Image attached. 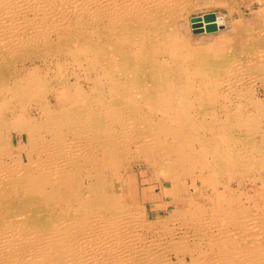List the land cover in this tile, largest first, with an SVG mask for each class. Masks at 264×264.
I'll return each instance as SVG.
<instances>
[{
	"label": "rangeland",
	"instance_id": "1",
	"mask_svg": "<svg viewBox=\"0 0 264 264\" xmlns=\"http://www.w3.org/2000/svg\"><path fill=\"white\" fill-rule=\"evenodd\" d=\"M143 1L0 0V50L4 52L0 51V88H4L0 105L12 101L2 108L7 120L13 108L22 106L30 122L23 139L9 122L0 124V142L10 157H19V144L28 145L31 131L29 153L32 168L37 169L39 164L48 163L49 152L57 150L52 149L48 130L59 122L60 130L71 139L58 144L54 168L66 162L70 148H77L82 158L79 165L77 158L67 165L77 169L68 170L47 199L40 192L28 191L23 180L11 182L2 174L0 251L65 249L77 264H264V0ZM97 8L107 12L101 14ZM207 15L213 16V30L205 27ZM23 54H29V59ZM75 92L81 94L82 102L71 105ZM159 95L171 100L168 112L158 104ZM60 97L67 101L63 112L56 102ZM176 105L188 106L190 121L171 119ZM175 129L186 134L176 136ZM187 144L194 148L197 162L179 165L178 156L191 149ZM200 152H205L203 161ZM88 154L95 160H85ZM4 159L10 161L8 156ZM166 169L171 170L168 173ZM168 174L175 182L166 177ZM201 177L209 181L207 190L200 193ZM67 179L73 190L64 192L63 197L60 186ZM49 188L43 191L48 193ZM180 189L206 204V212L196 219L191 207L180 204ZM38 213L41 216H36Z\"/></svg>",
	"mask_w": 264,
	"mask_h": 264
},
{
	"label": "bare ground",
	"instance_id": "2",
	"mask_svg": "<svg viewBox=\"0 0 264 264\" xmlns=\"http://www.w3.org/2000/svg\"><path fill=\"white\" fill-rule=\"evenodd\" d=\"M40 1V0H39ZM42 1V0H41ZM62 1V0H61ZM110 1V0H109ZM114 1V0H113ZM120 1V0H119ZM143 1V0H142ZM156 1V0H155ZM164 1V0H163ZM5 2V1H4ZM10 2V1H9ZM17 2V1H16ZM21 2V1H20ZM19 2V3H20ZM23 2H25V1H23ZM31 2V1H30ZM33 2V1H32ZM129 2V1H128ZM135 2V1H134ZM143 2H145V1H143ZM160 2V1H159ZM34 3V2H33ZM32 3V4H33ZM38 3V2H37ZM109 3V2H108ZM119 3V2H118ZM123 3V2H122ZM153 3V2H152ZM14 4V3H13ZM30 4V3H29ZM121 4V3H120ZM132 4V3H131ZM134 4V3H133ZM168 4V3H167ZM172 4V3H171ZM185 4V3H184ZM183 4V5H184ZM0 5H2L1 4V2H0ZM5 5H7V3L5 4ZM23 5H25L24 3H23ZM122 5V4H121ZM137 5V4H136ZM147 5V4H146ZM162 5V4H161ZM165 5V4H164ZM186 5V4H185ZM16 6V5H15ZM133 6V5H132ZM154 6V5H153ZM168 6V5H167ZM170 6V5H169ZM176 6V5H175ZM11 7V6H10ZM26 7V6H25ZM46 7V6H45ZM93 7V6H92ZM97 7H98V5H97ZM102 9H105L106 10V8H104L103 7V5L102 6H100ZM100 7H98L99 9H100ZM107 7V6H106ZM109 7V6H108ZM122 7H124V6H122ZM128 7V6H127ZM145 7V6H144ZM166 7V6H165ZM183 7V6H182ZM31 8V7H30ZM46 8H48V7H46ZM98 8H97V10H98ZM112 8V7H111ZM132 8V7H131ZM160 8H161V6H160ZM2 9H4L3 7H2ZM13 9V8H12ZM94 9V8H93ZM117 9V8H116ZM119 9V8H118ZM123 9V8H122ZM146 9V8H145ZM14 10V9H13ZM43 10V9H42ZM80 10V9H79ZM94 10H96V9H94ZM151 10V9H150ZM153 10V9H152ZM160 10V9H159ZM8 11V10H7ZM7 11H6V13H7ZM9 11H10V8H9ZM82 11V10H81ZM85 11H87V10H85ZM99 11V10H98ZM98 11H97V16L98 15H101V14H103V12H107V11H103L102 12V10L101 11H99V12H102L101 14L100 13H98ZM24 12V11H23ZM30 12V11H29ZM40 12V11H39ZM62 12V11H61ZM90 12V11H89ZM120 12H121V10H120ZM126 12V11H125ZM143 12V11H142ZM159 12V11H158ZM25 13V12H24ZM82 13V12H81ZM96 13V12H95ZM115 13V12H114ZM118 13V12H117ZM141 13V12H140ZM162 13V12H161ZM5 14V13H4ZM58 14V13H57ZM87 14V13H86ZM92 14V13H91ZM125 14V13H124ZM10 15V14H9ZM19 15H20V13H19ZM41 15V14H40ZM96 15V14H95ZM105 15V14H104ZM115 15V14H114ZM129 15V14H128ZM18 16V15H17ZM25 16V15H24ZM86 16V15H85ZM91 16H94V13H93V15H91ZM103 16V15H102ZM113 16V15H112ZM30 17V16H29ZM35 17V15L33 16V18ZM81 17V16H80ZM88 16H86V18H87ZM99 18L101 17V16H98ZM98 17H97V19H98ZM105 17V16H104ZM114 17H116V16H114ZM119 17V16H118ZM136 17H137V15H136ZM76 18H78V16H76ZM82 18V17H81ZM102 18V17H101ZM163 18H165V17H163ZM2 19H4V18H2ZM35 19V18H34ZM83 19H84V17H83ZM90 19V18H89ZM88 19V20H89ZM94 19H95V16H94ZM125 19V18H124ZM19 20V19H18ZM36 20V19H35ZM34 20V21H35ZM45 20H47V19H45ZM65 20V19H64ZM77 20H80V19H77ZM85 20V19H84ZM109 20V19H108ZM116 20V19H115ZM114 20V21H115ZM126 20H127V18H126ZM7 21L9 22V20L7 19ZM37 21V20H36ZM67 21V20H66ZM69 22H70V20H68ZM80 21H82V20H80ZM79 21V22H80ZM118 21V20H117ZM6 22V21H5ZM92 22H94V21H92ZM119 22H120V20H119ZM26 23V22H25ZM29 23V22H28ZM27 23V24H28ZM30 23H32V22H30ZM68 23V22H67ZM83 23V22H82ZM97 23V22H96ZM101 23V22H100ZM138 23V22H137ZM5 24V23H4ZM19 24V23H18ZM23 24V23H22ZM48 24V23H47ZM46 24V25H47ZM62 24H64V22L62 23ZM74 24V23H73ZM24 25H26V24H24ZM34 25V24H33ZM54 25V24H53ZM65 25V24H64ZM140 25V24H139ZM217 25H218V23H217ZM3 26V25H2ZM32 26V25H31ZM44 26V25H43ZM57 26V25H56ZM66 26H68V25H66ZM70 26H71V24H70ZM21 27V26H20ZM25 27V26H24ZM164 27V26H163ZM17 28V27H16ZM29 28V27H28ZM35 28V27H34ZM61 28H62V26H61ZM73 28V27H72ZM98 28V27H97ZM140 28V27H139ZM4 29H6V28H4ZM12 29H13V27H12ZM11 29V30H12ZM25 29V28H24ZM23 29V30H24ZM30 29V28H29ZM67 29V28H66ZM115 29V28H114ZM141 29H143V28H141ZM8 30V29H7ZM15 30V29H14ZM27 30V29H26ZM34 30V29H33ZM82 30V29H81ZM130 30V29H129ZM137 30V29H136ZM139 30V29H138ZM3 31V30H2ZM61 31V30H60ZM70 31V30H69ZM73 31V30H72ZM74 31H76L75 29H74ZM151 31V30H150ZM25 32V31H24ZM122 32V31H121ZM139 32V31H138ZM60 33V32H59ZM76 33V32H75ZM2 34V33H1ZM15 34H16V31H15ZM18 34H19V32H18ZM141 34V33H140ZM262 34V33H261ZM30 35H31V33H30ZM46 35H48V34H46ZM45 35V36H46ZM52 35V34H51ZM75 35V34H74ZM84 35V34H83ZM83 35H81V36H83ZM153 35H155V34H153ZM18 36V35H17ZM43 36V35H42ZM77 36V35H76ZM112 36V35H111ZM125 36V35H124ZM128 36V35H127ZM131 36V35H130ZM135 36V35H134ZM48 37V36H47ZM22 38V37H21ZM68 38V37H67ZM69 38H70V36H69ZM10 39V38H9ZM12 39V38H11ZM17 39V38H16ZM23 39V38H22ZM29 39V38H28ZM55 39V38H54ZM80 39V38H79ZM119 39V38H118ZM123 39V38H122ZM124 39H125V37H124ZM123 39V40H124ZM128 39V38H127ZM201 39V38H200ZM5 40V39H4ZM37 40V39H36ZM43 40V39H42ZM66 40V39H65ZM76 40V39H75ZM83 40V39H82ZM85 40V39H84ZM133 40V39H132ZM12 41V40H11ZM21 42H22V40H20ZM44 41V40H43ZM42 41V42H43ZM55 41H58V40H55ZM60 41V40H59ZM67 41V40H66ZM65 41V43H68V42H66ZM116 41V40H115ZM172 41H174V39L172 40ZM1 42H2V40H1ZM4 42V41H3ZM2 42V43H3ZM13 42V41H12ZM26 42V41H25ZM35 42V41H34ZM38 42V41H37ZM62 42V41H61ZM9 43V42H8ZM23 43V42H22ZM53 43V42H52ZM58 43V42H57ZM119 43V42H118ZM124 43H125V41H124ZM142 43V42H141ZM140 43V44H141ZM5 44V43H4ZM11 44V43H10ZM17 44H18V42H17ZM24 44V43H23ZM22 44V45H23ZM61 44V43H60ZM59 44V45H60ZM71 44V43H70ZM82 44V43H81ZM127 44V43H126ZM197 44V43H196ZM1 45H3V44H1ZM9 45V44H8ZM14 45V44H13ZM35 45V44H34ZM33 45V46H34ZM39 46H40V44H38ZM37 45V46H38ZM69 45V44H68ZM72 45V44H71ZM89 45V44H88ZM111 45V44H110ZM4 46V45H3ZM16 46V45H15ZM24 46V45H23ZM29 46V45H28ZM31 46V45H30ZM64 46V45H63ZM108 46V45H107ZM7 47V46H6ZM10 47V46H9ZM75 47V46H74ZM83 47H85V45L83 46ZM115 47V46H114ZM2 48H5V47H2ZM31 48V47H30ZM33 48V47H32ZM31 48V49H32ZM38 48V47H37ZM49 48H51L50 46H49ZM60 48V47H59ZM62 48V47H61ZM65 48H66V46H65ZM87 48V47H86ZM136 48V47H135ZM1 49V48H0ZM11 49V48H10ZM28 49V48H27ZM36 49V48H35ZM84 50H87V49H85V48H83ZM4 50H6V49H4ZM17 50V49H16ZM21 50V49H20ZM24 50H26L25 48H24ZM23 50V51H24ZM34 50V49H33ZM63 50V49H62ZM66 50V49H65ZM205 50V49H204ZM1 51V50H0ZM10 51V50H9ZM14 52H16L15 50H13ZM94 51V50H93ZM110 51V50H109ZM112 51V50H111ZM229 51V50H228ZM1 52H3V51H1ZM6 52H8V50H6ZM5 52V53H6ZM14 52L12 53V54H14ZM51 52H52V49H51ZM53 52H54V49H53ZM52 52V53H53ZM64 52V51H63ZM88 52V51H87ZM207 52V51H206ZM219 52V51H218ZM4 53V52H3ZM2 53V54H3ZM9 53V52H8ZM31 53V52H30ZM33 53V52H32ZM39 53H41L40 51H39ZM60 53V52H59ZM89 53H91V52H89ZM112 53V52H111ZM208 53V52H207ZM2 54H1V57H2ZM10 54V53H9ZM48 54H50V53H48ZM229 54V53H228ZM6 55V54H5ZM8 55V54H7ZM21 55V54H20ZM29 54H27V56H28ZM36 55V54H35ZM201 55V54H200ZM226 55V54H225ZM12 56V55H11ZM19 56V55H18ZM23 56H26L25 54H23ZM27 56H26V59H29V58H27ZM31 56V55H30ZM37 56V55H36ZM35 56V57H36ZM82 56V55H81ZM0 57V58H1ZM46 57V56H45ZM56 57H57V55H56ZM55 57V58H56ZM61 57H63L62 56V54H61ZM66 57V56H65ZM118 57V56H117ZM124 57V56H123ZM210 57V56H209ZM13 59L15 58V57H12ZM20 58V57H19ZM23 58V57H22ZM38 58V57H37ZM40 58L42 59V57L40 56ZM82 58V57H81ZM222 58V57H221ZM221 58H219V59H221ZM8 59V58H7ZM6 59V60H7ZM47 59V58H46ZM49 59V58H48ZM47 59V60H48ZM88 59V58H87ZM210 59V58H209ZM212 59V58H211ZM213 59H214V57H213ZM229 59V58H228ZM12 60V59H11ZM10 60V61H11ZM71 60V59H70ZM205 60V59H204ZM251 60V59H250ZM264 60V59H263ZM32 61H33V59H32ZM57 61V60H56ZM90 61V60H89ZM5 62V61H4ZM9 62V61H8ZM55 62V61H54ZM73 62V61H72ZM75 62V61H74ZM86 62V61H85ZM1 63H3V62H1ZM14 63V62H13ZM12 63V64H13ZM47 63H48V61H47ZM56 63V62H55ZM110 63V62H109ZM228 63V62H227ZM3 64H5V63H3ZM9 64V63H8ZM11 64V63H10ZM56 64H58V63H56ZM84 64V63H83ZM260 64V63H259ZM89 65H91L90 63H89ZM116 65V64H115ZM244 65V64H243ZM3 66V65H2ZM5 66V65H4ZM15 66V65H14ZM70 66V65H69ZM73 66V65H72ZM8 67H9V65H8ZM11 67V66H10ZM46 67V66H45ZM74 67V66H73ZM90 67V66H89ZM98 67V66H97ZM118 67V66H117ZM243 67V66H242ZM57 68V67H56ZM59 68V67H58ZM57 68V69H58ZM61 68V67H60ZM136 68H138L137 66H136ZM145 68V67H144ZM3 69V68H2ZM165 69V68H164ZM219 69V68H218ZM4 70V69H3ZM37 70H38V68H37ZM59 71H61V69H58ZM145 70V69H144ZM220 70H222V68L220 69ZM228 70H230V69H228ZM11 71H12V69H11ZM73 71V70H72ZM76 71V70H75ZM15 72V71H14ZM31 72V71H30ZM56 72H58V71H56ZM62 72V71H61ZM84 72H85V70H84ZM143 72V71H142ZM6 73H7V71H6ZM9 73V72H8ZM7 73V74H8ZM132 73V72H131ZM153 73V72H152ZM176 73V72H175ZM181 73V72H180ZM223 73V72H222ZM241 73V72H240ZM13 74V73H12ZM15 74V73H14ZM13 74V75H14ZM43 74V73H42ZM41 74V75H42ZM92 73H90V75H91ZM145 74V73H144ZM147 74V73H146ZM145 74V75H146ZM149 74V73H148ZM177 75H178V73H176ZM21 75V74H20ZM40 75V76H41ZM175 75V74H174ZM181 75V74H180ZM220 75H222V74H220ZM15 76H16V74H15ZM29 76V75H28ZM27 76V77H28ZM75 76V75H74ZM182 76V75H181ZM1 77H3V76H1ZM4 77H5V73H4ZM7 77V76H6ZM20 77V76H19ZM154 77V76H153ZM178 77V76H177ZM219 77H221V76H219ZM218 77V78H219ZM8 78V80H9V77H7ZM41 78V77H40ZM73 78V77H72ZM76 78V77H75ZM150 78V77H149ZM174 78V77H173ZM180 78V77H179ZM179 78H177V79H179ZM42 79V78H41ZM65 79V78H64ZM70 79V78H69ZM221 78H219V80H220ZM2 80V79H1ZM63 80V79H62ZM76 80V79H75ZM147 80H148V78H147ZM171 80V79H170ZM176 80V79H175ZM174 80V81H175ZM200 80V79H199ZM203 80V79H202ZM260 80V79H259ZM181 81V80H180ZM179 81V82H180ZM1 82V81H0ZM5 82H7V81H5ZM24 82V81H23ZM33 82V81H32ZM75 82V81H74ZM176 82L177 81H175V84H176ZM178 82V83H179ZM4 83V82H3ZM48 83V82H47ZM65 83V82H64ZM2 84V83H1ZM5 84V83H4ZM150 84V83H149ZM166 84V83H165ZM215 84V83H214ZM145 85V84H144ZM144 85H143V87H144ZM211 85H213V84H211ZM10 86V85H9ZM8 86V87H9ZM167 86V85H166ZM7 87V88H8ZM156 87V86H155ZM56 88V87H55ZM210 88V87H209ZM212 88V87H211ZM144 89V88H143ZM154 89V88H153ZM217 89V88H216ZM4 90V88L3 89H1L0 88V92L1 91H3ZM79 90H80V88H79ZM145 90V89H144ZM156 90V89H155ZM167 90V89H166ZM232 90H233V88H232ZM232 90H230V91H232ZM61 91V90H60ZM62 91H63V89H62ZM62 91L60 92V94L62 93ZM147 91V90H146ZM161 91V90H160ZM234 91V90H233ZM255 91V90H254ZM111 92V91H110ZM195 92V91H194ZM2 93V92H1ZM58 93V92H57ZM80 93V92H79ZM115 93V92H114ZM235 93V92H234ZM256 93V92H255ZM25 94V93H24ZM44 94V93H43ZM73 94H75L72 98L74 99V101H73V99H71V100H69L70 101V103H71V105H74L75 103H77V104H80L81 102H82V96H81V94H78L77 92H75V93H73ZM90 94V93H89ZM149 94V93H148ZM167 94V93H166ZM227 94H229L228 92H227ZM253 94H254V92H253ZM45 95V94H44ZM62 95H67L66 93H62ZM83 95V94H82ZM232 95V94H231ZM47 96V95H46ZM148 96V95H147ZM185 96V95H184ZM198 96V95H197ZM40 97V96H39ZM50 97V96H49ZM149 97V96H148ZM176 97V96H175ZM234 97V96H233ZM233 97L231 98V99H233ZM22 98V97H21ZM20 98V99H21ZM90 98V97H89ZM236 98V97H235ZM239 98V96L236 98V99H238ZM25 99V98H24ZM60 100L58 101H56V102H58V105H59V111L60 112H63L64 111V104H66L67 103V101L65 100L66 98H64V97H60L59 98ZM199 99V98H198ZM23 100V99H22ZM26 100H28V99H26ZM150 100V99H149ZM152 100V99H151ZM177 100V99H176ZM228 100H229V96H228ZM247 100V99H246ZM145 101V100H144ZM157 101H158V104L161 106V109L163 110V112H168L169 111V109H167L168 108V103H170L171 102V100L170 99H168V98H166L165 96H163V95H159L158 96V99H157ZM232 101V100H231ZM240 101V100H239ZM253 101V100H252ZM5 102V103H4ZM3 103H2V106L0 105V124H2V123H4V122H9L10 123V126L13 128V129H15V131L17 132V135H20L21 136V138H22V133H23V131H27L28 130V127H29V125H30V122L27 120V118L25 117V115H24V109L22 108V106H20V109L19 110H17L16 108H13L12 109V112H11V116L8 118V120H7V118L3 115V113H2V108L3 107H9L10 106V104L12 103V101L10 100V101H4ZM37 102V101H36ZM54 102V101H53ZM83 102H84V100H83ZM156 102V101H155ZM174 102V101H173ZM185 102H187V101H185ZM251 102V101H250ZM25 103V102H24ZM50 103V102H49ZM203 103V102H202ZM243 103V102H242ZM248 103H249V101H248ZM5 104V105H4ZM31 104V103H30ZM40 104V103H39ZM42 104V103H41ZM53 104V103H52ZM123 104V103H122ZM125 104V103H124ZM200 104V103H199ZM236 104V103H235ZM152 105V104H151ZM172 105H173V103H172ZM218 105V104H217ZM43 106V105H42ZM135 107V106H134ZM176 108H174V110H175V112H176V115L173 117V118H171L172 120H174V121H178L179 123L180 122H183V121H190L191 120V118L189 117V115H188V106L186 105V106H181V105H176L175 106ZM195 107V106H194ZM197 107V106H196ZM209 107V106H208ZM241 107V106H240ZM35 108V107H34ZM56 108V107H55ZM157 108V107H156ZM212 108V107H211ZM249 108V107H248ZM247 108V109H248ZM40 109V108H39ZM200 109V108H199ZM217 109V108H216ZM236 109V108H235ZM44 110V109H43ZM158 110V109H157ZM198 110V109H197ZM203 110V109H202ZM202 110H200V111H202ZM210 110V109H209ZM243 110V109H242ZM252 110V109H251ZM11 111V110H10ZM124 111V110H123ZM208 111V110H207ZM37 112H39V111H37ZM44 112H46V111H44ZM54 112V111H53ZM236 112V111H235ZM30 113V112H29ZM50 113V111L48 112V114ZM69 113V112H68ZM249 113H251V112H249ZM239 114V113H238ZM43 115H45V114H43ZM113 115V114H112ZM250 115V114H249ZM116 116H118V114L116 115ZM125 116V115H124ZM198 116V115H197ZM30 117H32V116H29V118ZM112 117V116H111ZM42 118V117H41ZM119 118V117H118ZM111 119V118H110ZM235 119V118H234ZM241 119V118H240ZM247 119V118H246ZM35 120V119H34ZM33 120V121H34ZM117 120V119H116ZM133 120V119H132ZM137 120H139L138 118H137ZM106 122H108V121H106ZM138 122V121H137ZM262 122V121H261ZM127 123V122H126ZM207 123V122H206ZM34 124V123H33ZM49 124V123H48ZM114 124V123H113ZM130 124V123H129ZM140 124V123H139ZM205 124V123H204ZM250 124V123H249ZM263 124V123H262ZM127 125V124H126ZM134 125V124H133ZM177 125V124H176ZM179 125V124H178ZM177 125V126H178ZM34 126V125H33ZM67 126V125H66ZM134 126H136V125H134ZM213 127H214V125H212ZM218 126V125H217ZM84 127V126H83ZM36 128V127H35ZM49 128V127H48ZM112 128V127H111ZM118 128V127H117ZM127 128V127H126ZM193 128V127H192ZM4 129V128H3ZM42 129V128H41ZM67 129V128H66ZM201 129H203V128H201ZM208 129V128H207ZM232 129V128H231ZM67 130H69V128L67 129ZM111 130V129H110ZM110 130H108V131H110ZM182 130H183V128H182ZM186 130V129H185ZM208 130H210V129H208ZM215 130V129H214ZM2 131H4V130H2ZM30 131V130H29ZM49 140L50 141H52V143L54 144L53 146H52V149L53 150H56V151H51V152H49L48 154H47V159H48V163L47 164H39V168H37V169H34V168H32L33 166H32V162H33V158L31 157V155H30V153H29V148L31 147V144H32V140H33V136H32V132L30 131V132H28V145H26V146H24V144H19V147H18V151L20 152V156L19 157H10L11 155V153H9L8 152V150H7V148H5V146L3 145V143L2 142H0V177L2 176V174L4 173V175H5V177L9 180V181H11V182H15L16 180H20V183H22V180H23V182H25L26 183V185H27V188H28V191H30L31 193H37V192H40L41 193V195L42 196H44V197H46V199L47 198H49L50 196H53V194H51V191H53V188H55V186L58 184L57 182L58 181H61V180H63V178L65 177V175L68 173L69 174V172H68V170H76L77 168H74V167H69L68 168V166L67 165H71V163H75V160H76V158H77V164L76 165H79L80 164V160L82 159L81 157H78V155H79V151H77V148H76V150H74L73 148L71 149L70 148V150L68 151V154H67V157L66 158H64L65 160H66V162H63L62 164H60V168H54V161L55 160H57L58 158H59V156H58V153H59V146H58V144L60 143V145H63V143L66 141V140H69L70 141V139L71 138H69L67 135H65L61 130H60V123L59 122H55V124H54V127H50L49 128ZM125 131V130H124ZM132 131V130H131ZM218 130H216V132H217ZM220 131V130H219ZM218 131V132H219ZM224 131V130H223ZM35 132H36V130H35ZM46 132H47V130H46ZM73 132V131H72ZM126 132H127V129H126ZM180 132H181V129H180ZM180 132H178V129H175V135L176 136H182V135H185V134H183V133H180ZM4 133V132H3ZM5 133H7V132H5ZM41 133H43V132H41ZM40 133V134H41ZM113 133V132H112ZM149 133V132H148ZM171 133V132H170ZM172 133V134H173ZM12 134V133H11ZM48 134V133H47ZM46 134V135H47ZM73 134V133H72ZM71 134V135H72ZM111 134V133H110ZM131 134V133H130ZM151 134V133H150ZM173 134V135H174ZM199 134V133H198ZM218 134H220V132L218 133ZM104 135V134H103ZM211 135V134H210ZM214 135V134H213ZM228 135V134H227ZM8 136V135H7ZM10 136V135H9ZM24 136V135H23ZM117 136V135H116ZM199 136V135H198ZM197 136V137H198ZM203 136V135H202ZM217 136V135H216ZM219 136V135H218ZM243 136V135H242ZM15 137V136H14ZM39 137V136H38ZM194 137V136H193ZM200 137V136H199ZM204 137V136H203ZM264 137V136H263ZM45 138V137H44ZM83 138V137H82ZM105 138V137H104ZM23 139V138H22ZM100 139V138H99ZM177 139V138H176ZM188 139V138H187ZM200 139V138H199ZM3 140V135H2V133L0 132V141H2ZM41 140V139H40ZM39 140V141H40ZM43 140V139H42ZM73 140V139H72ZM45 141V140H44ZM68 141V142H69ZM79 141V140H78ZM81 141V140H80ZM106 141H108V140H106ZM190 141V140H189ZM203 141V140H202ZM8 142V141H7ZM170 142V141H169ZM21 143H22V141H21ZM103 143V142H102ZM209 143V142H208ZM13 144V143H12ZM44 145H45V143H43ZM117 144H118V142H117ZM139 144V143H138ZM204 144V143H203ZM106 145H108V143L106 144ZM205 145V144H204ZM233 145V144H232ZM7 146H9L10 147V145H7ZM18 146V145H17ZM46 146V145H45ZM73 146V145H72ZM82 146V145H81ZM104 146V145H103ZM120 146V145H119ZM187 146L189 147L190 146V144H187ZM263 146V145H262ZM40 147H41V145H40ZM49 147V146H48ZM121 147V146H120ZM174 147V146H173ZM186 147V146H185ZM192 147H194V146H192ZM264 147V146H263ZM85 148V147H84ZM98 148H100V147H98ZM189 148H191V147H189ZM197 148V147H196ZM16 149H17V147H16ZM15 149V150H16ZM44 149V148H43ZM48 149V148H47ZM47 149H45V150H47ZM51 149V148H50ZM81 149V148H80ZM86 149V148H85ZM93 149V148H92ZM185 149V148H184ZM194 149V148H193ZM192 148L191 149H188L189 151L187 152V154H185V155H179L178 157H180L181 156V160H179L178 162H179V165H186L187 163H193V162H197L195 159H194V155L196 154L195 152H194V150H193ZM10 150H12V149H10ZM35 150V149H34ZM49 150V149H48ZM82 150V149H81ZM95 150V149H94ZM100 150V149H99ZM164 150V149H163ZM186 150V149H185ZM17 151V152H18ZM15 152V151H14ZM40 152H41V149H40ZM85 152V151H84ZM83 152V153H84ZM124 152V151H123ZM186 152V151H185ZM35 153V152H34ZM42 153V152H41ZM97 153V152H96ZM195 153V154H194ZM15 154V153H14ZM13 154V155H14ZM23 154H26L25 156L23 155ZM37 154V153H36ZM95 154V153H94ZM103 154V153H102ZM155 154V153H154ZM10 155V156H9ZM82 155V154H81ZM99 155V154H98ZM6 156H8L9 158H10V161L8 162H6V160L4 159ZM69 156V157H68ZM102 156V155H101ZM111 156V155H110ZM113 156V155H112ZM167 156V155H166ZM200 157H204L205 156V152H200V155H199ZM168 157V156H167ZM166 157V158H167ZM98 158V157H97ZM113 158V157H112ZM115 158V157H114ZM113 158V159H114ZM172 158V157H171ZM170 158V159H171ZM8 159V158H7ZM86 159H90V160H93L94 158L91 156V154H88L87 156H85V160ZM116 159V158H115ZM125 159V158H124ZM2 160H5V161H3L2 162ZM35 160V159H34ZM95 160V159H94ZM195 160V161H194ZM204 160V158L202 159V161ZM82 162V161H81ZM159 162V161H158ZM165 162V161H164ZM57 163V162H56ZM148 164V163H147ZM165 163H163L162 165H164ZM167 164L168 163H166V165L165 166H167ZM195 164V163H194ZM194 164H192L193 166H195ZM221 164V163H220ZM94 165H96V161H94ZM169 165V164H168ZM197 165V164H196ZM199 165V164H198ZM205 165V164H204ZM147 167H148V165H146ZM170 166V165H169ZM35 167V166H34ZM38 167V166H37ZM57 167V166H56ZM156 167V166H155ZM158 167V166H157ZM168 167V166H167ZM170 167H172V166H170ZM179 167H181V166H179ZM188 167H189V165H188ZM204 167H206V166H204ZM200 168V167H199ZM3 169H5V170H3ZM160 169V168H159ZM163 169V168H162ZM165 169V168H164ZM203 169V168H202ZM205 169V168H204ZM44 170H46V171H44ZM92 170H93V168H92ZM131 170V169H130ZM147 170V169H146ZM171 169H166V172L168 171V173H169V171H170ZM175 170V169H174ZM177 170V169H176ZM175 170V171H176ZM198 170V169H197ZM150 171V170H149ZM174 171V172H175ZM259 171V170H258ZM134 172V171H133ZM132 172V173H133ZM193 172H194V170H193ZM196 172V171H195ZM75 173V172H74ZM150 173H151V171H150ZM162 172H158V174H161ZM191 173V172H190ZM189 173V174H190ZM253 173H254V171H253ZM137 174V173H136ZM153 174V173H152ZM164 174V173H163ZM202 174V173H201ZM205 174V173H204ZM209 174V173H208ZM255 174V173H254ZM256 174H257V172H256ZM94 175V174H93ZM120 175H121V173H120ZM165 175V174H164ZM190 175H192V174H190ZM68 176V175H67ZM134 176V175H133ZM181 176V175H180ZM197 176V175H196ZM203 176V175H202ZM206 176V175H205ZM151 177V176H150ZM153 177V176H152ZM159 177V176H158ZM165 177V176H164ZM166 177H169V178H173L172 180H173V182H175V178L173 177V175L172 174H168ZM182 177V176H181ZM227 177V176H226ZM247 177H249V176H247ZM5 178V179H6ZM135 178V177H134ZM168 178V179H169ZM198 178V177H197ZM153 179V178H152ZM78 180V179H77ZM102 180V179H101ZM171 180V181H172ZM180 180V179H179ZM262 180V179H261ZM260 180V181H261ZM84 181V180H83ZM90 181V180H89ZM135 181V180H134ZM188 181V180H187ZM201 181H202V185H201V187H200V193L204 190V189H206L205 187L207 186V183H208V178L207 177H205V178H202L201 177ZM19 182V181H18ZM148 182V181H147ZM194 182H196V181H194ZM235 182V181H234ZM193 183V182H192ZM3 184H5V183H3ZM11 184H13V183H11ZM232 184V183H231ZM256 184V183H255ZM138 185V184H137ZM4 186V185H3ZM16 186L17 185H15V189L14 190H16ZM123 186V185H122ZM8 187V186H7ZM7 187H6V189H7ZM10 187V186H9ZM18 187V186H17ZM44 187H50L48 190V193H46V192H44L43 190H44ZM126 187V186H125ZM151 187H152V185H151ZM159 187V186H158ZM2 188V187H1ZM11 188V187H10ZM184 188V187H183ZM211 188H212V186H211ZM219 188V187H218ZM46 189V188H45ZM60 189H61V191H63L62 192V196L63 197H66V195H65V193H69V192H72L71 190H73V188L70 186V180H64V182L61 184V186H60ZM63 189V190H62ZM154 189V188H153ZM170 189V188H169ZM2 190V189H1ZM7 190H9V189H7ZM176 190V189H175ZM174 190V191H175ZM189 190V189H188ZM190 190L192 191V188L190 187ZM189 190V191H190ZM207 190V189H206ZM3 191V190H2ZM122 191V190H121ZM154 191V190H153ZM177 191V190H176ZM175 191V192H176ZM194 191V190H193ZM16 192V191H15ZM65 192V193H64ZM90 192V191H89ZM124 192V191H123ZM209 192H210V190H209ZM208 192V193H209ZM45 193V194H44ZM94 193V192H93ZM190 193V192H189ZM211 193V192H210ZM9 194H11V193H9ZM21 194V193H20ZM24 194V193H23ZM27 194H28V192H27ZM76 194V193H75ZM160 194H161V192H160ZM163 194V193H162ZM178 194H179V197H180V204L182 203V204H184V205H186V206H189V207H191L192 208V215L194 216V217H196V219H197V217L198 216H200V215H202L204 212H206V204L205 205H203V202H200L199 200V198L198 197H193V196H190L188 193H186V191H181V189L180 190H178ZM193 194H195V193H193ZM26 195V194H25ZM30 195V194H29ZM57 195V194H56ZM122 195V194H121ZM197 195H199V193L197 194ZM207 195V194H206ZM214 195V194H213ZM0 196H1V194H0ZM61 196V197H62ZM134 196V195H133ZM209 196V195H208ZM15 197H17V196H15ZM22 197V196H21ZM23 197H24V195H23ZM27 197H28V195H27ZM32 197V195H30V198ZM57 197H59V196H57ZM68 197V196H67ZM206 197V196H205ZM211 197V196H210ZM209 197V198H210ZM213 197V196H212ZM4 198V197H3ZM8 198H10V197H8ZM26 198V197H25ZM165 198V197H164ZM207 198V197H206ZM217 198V197H216ZM5 199V198H4ZM24 199V198H23ZM32 199V198H31ZM56 199H59V198H56ZM68 199V198H67ZM204 199V198H203ZM212 200H213V198H211ZM218 199H220V197L218 198ZM20 200V199H19ZM26 200H28V199H26ZM43 200V199H42ZM76 200V199H75ZM205 200V199H204ZM207 200V199H206ZM210 200V199H209ZM211 200V201H212ZM217 200V199H216ZM16 201V200H15ZM22 201V200H21ZM44 201V200H43ZM42 201V202H43ZM63 201H66V200H63ZM74 201V200H73ZM211 201H209V203L211 202ZM261 201V200H260ZM3 202H5L4 200H3ZM9 202V201H8ZM24 202H25V199H24ZM37 202V201H36ZM40 202V201H39ZM41 202V203H42ZM216 202V201H215ZM218 202H219V200H218ZM23 203V202H22ZM21 202H20V204H22ZM28 203V202H27ZM212 203V202H211ZM6 204H8V203H6ZM31 204V203H30ZM157 204V203H156ZM16 205V204H15ZM55 205H57V204H55ZM132 205V204H131ZM7 206V205H6ZM9 206V205H8ZM13 206V205H12ZM17 206V205H16ZM37 206V205H36ZM41 206V205H40ZM68 206V205H67ZM157 206V205H156ZM219 206V205H218ZM11 207V206H10ZM31 207V206H30ZM45 207H46V205H45ZM48 207V206H47ZM59 207H60V205H59ZM58 207V208H59ZM62 207H64L63 205H62ZM226 207V206H225ZM228 207V206H227ZM18 208V207H17ZM23 208H27V204H26V207H23ZM32 208V207H31ZM30 208V209H31ZM35 208H37V207H35ZM42 208V207H41ZM49 208V207H48ZM73 208H74V206H73ZM77 208V207H76ZM133 208V207H132ZM150 208V207H149ZM157 208V207H156ZM187 208V207H186ZM219 208V207H218ZM221 208V207H220ZM30 209H28L29 211H30ZM78 209V208H77ZM154 209V208H153ZM254 209V208H253ZM17 210V209H16ZM70 210V209H69ZM175 210V209H174ZM3 211V210H2ZM1 210H0V212H2ZM17 211H19V213H20V210L18 209ZM28 211V212H29ZM44 211H45V209H44ZM146 211H148V210H146ZM219 211V210H218ZM16 212V211H15ZM14 212V213H15ZM30 212H32V211H30ZM65 212V211H64ZM102 212V211H101ZM150 212V211H149ZM172 212V211H171ZM182 212V211H181ZM214 212V211H213ZM3 214H4V212H2ZM13 213V214H14ZM18 213V212H17ZM26 213H27V211H26ZM33 213V212H32ZM37 213V212H36ZM47 213H49V211L47 212ZM51 213V212H50ZM49 213V214H50ZM104 213V212H103ZM183 213V212H182ZM31 213H29V215H30ZM42 214V213H41ZM125 214V213H124ZM177 214V213H176ZM10 215V214H9ZM17 215V214H16ZM22 215H23V212H22ZM28 214H26V216H27ZM39 216L40 214L38 213V214H36V216ZM43 215V214H42ZM46 215V214H45ZM53 215V214H52ZM72 215H73V211H72ZM150 215V214H149ZM166 215H167V213H166ZM174 215V214H173ZM13 216V215H12ZM24 216H25V214H24ZM41 216V215H40ZM70 216V215H69ZM151 216V215H150ZM8 217V216H7ZM9 217H11V216H9ZM46 217V216H45ZM48 217V216H47ZM53 217V216H52ZM70 217H72V216H70ZM69 217V218H70ZM128 217V216H127ZM165 217V216H164ZM203 217V216H202ZM33 218H35V217H33ZM49 218V217H48ZM68 218V217H67ZM67 218H66V220H67ZM148 218V217H147ZM1 219V218H0ZM6 220V219H5ZM36 220H37V218H36ZM35 220V221H36ZM48 220V219H47ZM59 220V219H58ZM105 220V219H104ZM103 220V221H104ZM157 220V219H156ZM15 221V220H14ZM32 221V220H31ZM35 221H34V223H35ZM121 221V220H120ZM152 221V220H151ZM1 222H3V220L1 221ZM26 222V221H25ZM24 222V223H25ZM50 222V221H49ZM131 222V221H130ZM11 223V222H10ZM13 223V222H12ZM23 223V224H24ZM27 223V222H26ZM38 223V222H37ZM46 223V222H45ZM51 223V222H50ZM197 223V222H196ZM3 224V223H2ZM13 224H15V222L13 223ZM154 224H156V223H154ZM29 225V224H28ZM30 225H31V223H30ZM42 225V224H41ZM40 225V226H41ZM64 225V224H63ZM62 225V226H63ZM137 225V224H136ZM152 225V224H151ZM166 225V224H165ZM5 226V225H4ZM26 226V225H25ZM24 226V227H25ZM91 226V225H90ZM89 226V227H90ZM120 226V225H119ZM127 226V225H126ZM141 226V225H140ZM158 226V225H157ZM15 227V226H14ZM18 228V227H17ZM37 228V227H36ZM47 228H49V226L47 227ZM54 228V227H53ZM52 228V229H53ZM58 228V227H57ZM182 228V227H181ZM61 229V228H60ZM63 229V228H62ZM64 229H65V227H64ZM75 229V228H74ZM73 229V230H74ZM124 229V228H123ZM132 229V228H131ZM13 230V229H12ZM40 230H42V229H40ZM47 230V229H46ZM119 230V229H118ZM151 230V229H150ZM7 231V230H6ZM33 231H34V229H33ZM43 231V230H42ZM63 231V230H62ZM61 231V232H62ZM36 232V231H35ZM50 232V231H49ZM146 232V231H145ZM150 232V231H149ZM188 232V231H187ZM10 233V232H9ZM60 233V232H59ZM256 233V232H255ZM24 234V233H23ZM35 234V233H34ZM90 234V233H89ZM93 234V233H92ZM145 234V233H144ZM18 235V234H17ZM22 235V234H21ZM30 235V234H29ZM33 235V234H32ZM31 235V236H32ZM52 235V234H51ZM55 235H57V234H55ZM84 235V234H83ZM127 235V234H126ZM212 235V234H211ZM259 235V234H258ZM24 236V235H23ZM49 236V235H48ZM12 237V236H11ZM29 237V236H28ZM143 237V236H142ZM3 238H5V237H3ZM25 238V237H24ZM34 238V237H33ZM41 238V237H40ZM49 238V237H48ZM91 238V237H90ZM175 238V237H174ZM14 239V238H13ZM23 239V238H22ZM31 239V238H30ZM38 239V238H37ZM139 239V238H138ZM260 239V238H259ZM258 239V240H259ZM7 240V239H6ZM19 240H21V239H19ZM45 240V239H44ZM74 240V239H73ZM29 241V240H28ZM61 241V240H60ZM103 241H105V240H103ZM195 241H197V240H195ZM13 242V241H12ZM37 242V241H36ZM35 242V243H36ZM72 242V241H71ZM253 242V241H252ZM258 242V241H257ZM1 243V242H0ZM8 243H9V241H8ZM19 243V242H18ZM33 243V242H32ZM65 243V242H64ZM203 243V242H202ZM211 243V242H210ZM17 244V243H16ZM24 244V243H23ZM37 244V243H36ZM225 244V243H224ZM5 245V244H4ZM10 245V244H9ZM33 245V244H32ZM41 245V244H40ZM48 245V244H47ZM115 245V244H114ZM171 245V244H170ZM194 245H196V244H194ZM213 246H214V244H212ZM257 245H258V243H257ZM7 246V245H6ZM18 246V245H17ZM26 246V245H25ZM75 246H76V244H75ZM225 246V245H224ZM8 247V246H7ZM10 247V249H11V246H9ZM33 247H34V245H33ZM71 247V246H70ZM92 247H93V245H92ZM209 247V246H208ZM211 247V246H210ZM235 247V246H234ZM16 248V247H15ZM61 248V247H60ZM80 248H81V246H80ZM176 248V247H175ZM247 248V247H246ZM18 249L19 248H16V250L15 249H12V250H9L8 252H6V253H4V252H2V251H0V264H67V263H71V262H73V264L74 263H76L77 264V262H75V259L72 257V256H68L69 254V252H67L65 249L63 250V251H61V250H51V251H49V250H44V251H38V250H26V251H18ZM30 249V248H29ZM40 249V248H39ZM104 249V248H103ZM187 249V248H186ZM165 250V249H164ZM181 249H179V251H180ZM212 250V249H211ZM6 251V250H5ZM168 252V251H167ZM65 254V255H64ZM195 254V253H194ZM103 255V254H102ZM134 255V254H133ZM97 256V255H96ZM98 257H99V255H98ZM121 257V256H120ZM93 258V257H92ZM83 259V258H82ZM87 259H89V257L87 258ZM94 259V258H93ZM101 259H102V257H101ZM110 259V258H109ZM91 261V260H90ZM125 262V261H124ZM89 264V263H88ZM113 264V263H112Z\"/></svg>",
	"mask_w": 264,
	"mask_h": 264
},
{
	"label": "water",
	"instance_id": "3",
	"mask_svg": "<svg viewBox=\"0 0 264 264\" xmlns=\"http://www.w3.org/2000/svg\"><path fill=\"white\" fill-rule=\"evenodd\" d=\"M206 19L208 20V23L206 24V29L207 30H213L216 28L215 23L212 21L213 20V16L212 15H207ZM201 29L200 27H196L195 30H199Z\"/></svg>",
	"mask_w": 264,
	"mask_h": 264
}]
</instances>
